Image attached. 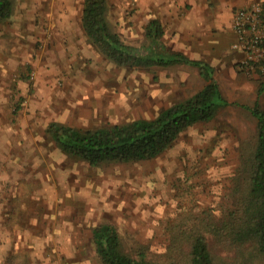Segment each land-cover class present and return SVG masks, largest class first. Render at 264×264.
Listing matches in <instances>:
<instances>
[{
    "label": "rangeland",
    "instance_id": "obj_1",
    "mask_svg": "<svg viewBox=\"0 0 264 264\" xmlns=\"http://www.w3.org/2000/svg\"><path fill=\"white\" fill-rule=\"evenodd\" d=\"M12 1L13 15L0 19V264L10 247L19 252L9 264H101L91 246V229L100 223L115 225L128 249L141 242L161 253L180 207L223 200L256 140L252 110L259 103L264 111V77L240 72L243 58L234 72L220 67L229 105L213 121L186 130L156 159L92 167L55 145L50 123L94 129L153 118L205 81L194 66L121 67L89 39L78 49L54 42L49 14L55 21L70 4L83 15L84 0ZM107 4L111 29L128 45L147 46V11L138 14L136 0ZM221 46L211 57L217 63L236 52L233 40ZM6 218L15 226L10 234Z\"/></svg>",
    "mask_w": 264,
    "mask_h": 264
},
{
    "label": "trees",
    "instance_id": "obj_2",
    "mask_svg": "<svg viewBox=\"0 0 264 264\" xmlns=\"http://www.w3.org/2000/svg\"><path fill=\"white\" fill-rule=\"evenodd\" d=\"M107 11V0H84L82 23L90 42L111 62L127 68L186 64L198 68L205 84L153 118L94 129L50 123L47 134L55 145L65 155L92 167L156 159L186 130L213 121L220 109L229 105L215 77V67L181 52L168 53L157 20L147 26L149 45L139 48L125 43L111 29ZM13 13V1L0 0V19ZM236 67L239 69L240 62ZM252 111L257 118V137L228 179L223 200L213 206L188 203L180 207L165 228L167 244L157 254L141 242L125 247L120 231L111 223L92 227L91 246L101 264H264V111L259 103ZM8 220L10 234L15 226ZM15 251L19 252L10 247L5 264L11 263Z\"/></svg>",
    "mask_w": 264,
    "mask_h": 264
},
{
    "label": "crops",
    "instance_id": "obj_3",
    "mask_svg": "<svg viewBox=\"0 0 264 264\" xmlns=\"http://www.w3.org/2000/svg\"><path fill=\"white\" fill-rule=\"evenodd\" d=\"M136 1L138 3V14L141 11H147L145 12V15L149 17L147 26L153 20L159 22L163 31L161 41L168 53L181 52L190 59L206 61L215 67L216 72L222 66L234 72L233 64L235 65L239 59L243 58V53L237 50L234 54H229L230 56L227 59L224 58V62L217 63L211 58L215 49L217 52L222 50V39L233 40V43L236 40L235 33L232 30L235 10L256 2H264V0H245L244 5H235L238 4L235 0H227L221 7L220 0ZM190 5H193V9H190ZM56 13V16L54 15V18L56 17L55 21L50 20L51 14H49L50 18L46 19L53 23L51 25L52 40L54 42L59 39L60 41L58 42L64 41V43L68 44L69 49L87 46L88 37L81 24L82 15L79 14V11H76L75 5L69 4L66 10L62 7ZM148 41L150 43L149 39ZM169 41L174 43L176 51L168 48ZM136 47L143 48L146 46ZM216 74L215 77L217 79ZM68 257H70V254Z\"/></svg>",
    "mask_w": 264,
    "mask_h": 264
},
{
    "label": "built area",
    "instance_id": "obj_4",
    "mask_svg": "<svg viewBox=\"0 0 264 264\" xmlns=\"http://www.w3.org/2000/svg\"><path fill=\"white\" fill-rule=\"evenodd\" d=\"M232 30L233 48L243 53L240 69L246 74L264 77V8L261 2L235 10Z\"/></svg>",
    "mask_w": 264,
    "mask_h": 264
}]
</instances>
